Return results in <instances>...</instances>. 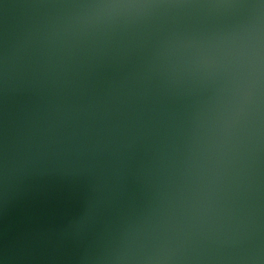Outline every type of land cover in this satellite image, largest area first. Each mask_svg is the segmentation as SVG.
<instances>
[{
	"label": "water",
	"instance_id": "95a60500",
	"mask_svg": "<svg viewBox=\"0 0 264 264\" xmlns=\"http://www.w3.org/2000/svg\"><path fill=\"white\" fill-rule=\"evenodd\" d=\"M0 264H264V0H0Z\"/></svg>",
	"mask_w": 264,
	"mask_h": 264
}]
</instances>
